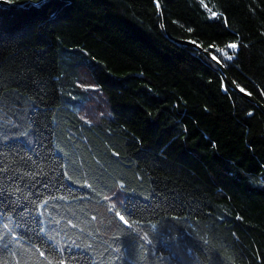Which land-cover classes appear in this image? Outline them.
Instances as JSON below:
<instances>
[{
    "label": "trees",
    "instance_id": "trees-1",
    "mask_svg": "<svg viewBox=\"0 0 264 264\" xmlns=\"http://www.w3.org/2000/svg\"><path fill=\"white\" fill-rule=\"evenodd\" d=\"M163 7L264 103V0ZM0 264H264V115L155 0H0Z\"/></svg>",
    "mask_w": 264,
    "mask_h": 264
},
{
    "label": "water",
    "instance_id": "water-1",
    "mask_svg": "<svg viewBox=\"0 0 264 264\" xmlns=\"http://www.w3.org/2000/svg\"><path fill=\"white\" fill-rule=\"evenodd\" d=\"M155 3L158 6L159 14L161 17V24H162L165 37L176 44H179L182 46H192L194 47L195 50L200 51L206 58L211 60L218 67L222 77L227 82V84L230 86V88L234 90L236 93H238L240 96L248 100L249 102L253 103L264 115V103L259 101L252 93L240 88L235 83V81L231 78L225 66L217 59L215 55L211 53V51L203 49L201 46H199L198 44H196L195 42L191 40L176 38L170 34L168 26H167L165 14H164L163 0H155ZM213 57H215V59H213Z\"/></svg>",
    "mask_w": 264,
    "mask_h": 264
},
{
    "label": "snow or ice",
    "instance_id": "snow-or-ice-1",
    "mask_svg": "<svg viewBox=\"0 0 264 264\" xmlns=\"http://www.w3.org/2000/svg\"><path fill=\"white\" fill-rule=\"evenodd\" d=\"M213 15L215 16L216 14L213 13ZM229 47H230L231 49H236V48H237V44H236V43H232V44L229 45ZM213 59H215V57H213ZM229 59H231V57H229Z\"/></svg>",
    "mask_w": 264,
    "mask_h": 264
}]
</instances>
